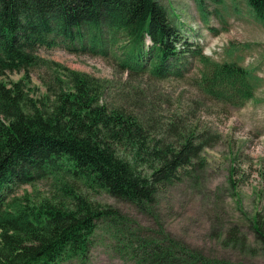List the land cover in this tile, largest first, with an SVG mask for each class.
<instances>
[{
	"label": "trees",
	"instance_id": "obj_1",
	"mask_svg": "<svg viewBox=\"0 0 264 264\" xmlns=\"http://www.w3.org/2000/svg\"><path fill=\"white\" fill-rule=\"evenodd\" d=\"M246 3L264 26V0ZM41 48L111 55L128 77H182L197 61V89L207 99L240 106L254 92L246 68L204 55L159 0H0V264L85 259L97 223L120 217L96 194L146 210L161 187L190 175L206 146L205 133L175 123L165 128L174 141L163 136L107 101L111 80L44 58ZM33 70H44V93L31 87ZM252 228L264 252L260 214ZM130 243L136 264H231L168 235Z\"/></svg>",
	"mask_w": 264,
	"mask_h": 264
},
{
	"label": "rangeland",
	"instance_id": "obj_2",
	"mask_svg": "<svg viewBox=\"0 0 264 264\" xmlns=\"http://www.w3.org/2000/svg\"><path fill=\"white\" fill-rule=\"evenodd\" d=\"M159 1L183 38L197 44L204 55L246 68L253 76V95L240 106L207 99L197 89V61L182 77H128L116 69L111 55L41 48L44 58L111 80L107 101L139 113L163 136L170 137L165 128L174 123L182 131L207 136L190 175L161 187L146 210L96 194L97 201L117 209L120 217L97 223L85 259L62 264H136L130 250L136 244L130 242L165 235L210 258L264 264L262 245L252 228L256 214L264 219V26L246 0ZM43 71L31 74L36 95L45 91L38 79ZM20 76L9 74L14 80ZM232 233L239 242L229 239Z\"/></svg>",
	"mask_w": 264,
	"mask_h": 264
}]
</instances>
